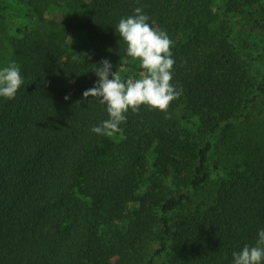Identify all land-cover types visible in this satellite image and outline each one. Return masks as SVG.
<instances>
[{"label":"trees","instance_id":"16d2710c","mask_svg":"<svg viewBox=\"0 0 264 264\" xmlns=\"http://www.w3.org/2000/svg\"><path fill=\"white\" fill-rule=\"evenodd\" d=\"M15 1L22 6L0 0V18L15 9L31 25L16 27L10 39L24 83L14 99L0 97V264H108L114 221L122 243L144 241L131 225L144 220L147 206L156 207L158 227L149 264L155 257L233 264V252L254 246L264 230V155L227 168L209 192L212 143L183 127L199 122L219 134L264 100V48L256 56L240 52L224 20L238 25L242 15L264 12V0H228L220 14H211L209 0H179L173 8L170 0H76L60 23L44 20L45 0ZM137 7L173 41L172 84L182 95L167 113L146 105L129 110L115 144L91 131L109 117L83 92L99 79L93 70L101 60L118 72L129 59L116 28ZM181 22L188 30L177 41ZM69 33L77 46L64 59ZM243 59L262 66L258 80ZM147 165L173 190L155 194Z\"/></svg>","mask_w":264,"mask_h":264},{"label":"rangeland","instance_id":"374dc122","mask_svg":"<svg viewBox=\"0 0 264 264\" xmlns=\"http://www.w3.org/2000/svg\"><path fill=\"white\" fill-rule=\"evenodd\" d=\"M13 7H21L22 5L15 0H6ZM76 0H45V7L42 6V16L46 22L55 21L62 22L65 17L70 13L69 7L75 3ZM88 1V0H82ZM173 8L174 4L179 0H170ZM228 0H209L208 8L211 14H220L222 8ZM67 7V9H65ZM2 18H0V69L14 63L12 56V49L10 45V39L14 35L16 27H22L28 29L31 25L26 18H20L17 15L16 10L7 11ZM251 15V16H250ZM221 17V16H220ZM227 21L229 28L230 42L233 47H236L242 53H249L252 56H256L262 48H264V12H255V14H244L241 16L238 25H235L234 21ZM181 30L176 33V40H183L186 38L185 33L188 28H185V23L181 22ZM260 27V29H258ZM47 29V24L43 26ZM239 31V35L236 36L235 30ZM74 34L69 33L63 39L64 59L72 58L73 48L77 45L73 42ZM131 57L126 60L125 65L118 71L121 78L126 80L128 78H139L144 70L140 66V61L133 60V64L130 65ZM244 60V59H243ZM264 60V59H263ZM245 67L248 68L250 78L256 81L262 74L263 68L259 62L251 63L244 60ZM127 76V78H126ZM244 116L239 119V123L235 124L230 130L221 131L219 134H211L206 132L204 128L199 124L196 126L184 124L183 132L188 136L193 137L195 140L204 141L209 140L212 143V149L209 156L210 164V177L209 186H206L209 192L214 191L218 182L224 179V173L227 168H230L236 163H247L257 161L264 155V100L255 101L250 108L243 109ZM243 118V119H242ZM235 129V135L230 131ZM224 130V128L222 129ZM228 134H231L232 139L235 141L230 144ZM115 144H120L123 137L112 135ZM230 144V145H229ZM144 176L148 178L150 186L155 194L163 196L164 194L173 190V185L170 181H162L159 178V172L155 170L151 165L145 167ZM142 192H137L135 196L141 195ZM208 193L204 194L207 195ZM140 209V208H139ZM155 206H147L144 215V220L136 221L131 225L133 232L143 231L144 241L133 243H122L119 234L116 230V223L114 221V229L111 226L109 235L107 238H111V242L114 245L111 246L109 253L108 264H149L151 258L155 254L156 238L158 234L157 221L154 219ZM119 213V219L122 218ZM139 226V227H138ZM136 239L135 241H137ZM168 258V257H166ZM154 264H166L165 257H155Z\"/></svg>","mask_w":264,"mask_h":264},{"label":"clouds","instance_id":"9594fccd","mask_svg":"<svg viewBox=\"0 0 264 264\" xmlns=\"http://www.w3.org/2000/svg\"><path fill=\"white\" fill-rule=\"evenodd\" d=\"M148 20L149 17L137 7L135 15L122 18L116 28L127 45V55L140 61L144 72L139 78L123 80L117 71H112L113 66L107 59L94 66L93 71L99 79L83 92V98L97 99L106 106L109 117L91 129L96 134L111 137L122 132L120 125L126 123L129 110L135 114L144 105L167 113L171 103L182 95V89L172 84L173 41L165 31L152 27ZM23 83L16 63L0 69V97L14 99ZM233 264H264V230L259 231L254 246L245 245L239 252H233Z\"/></svg>","mask_w":264,"mask_h":264}]
</instances>
